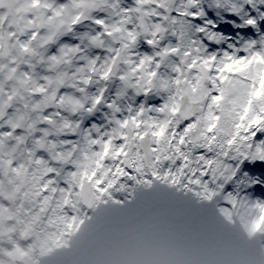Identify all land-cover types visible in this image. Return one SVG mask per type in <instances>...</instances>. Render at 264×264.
Wrapping results in <instances>:
<instances>
[{"label":"clouds","instance_id":"1","mask_svg":"<svg viewBox=\"0 0 264 264\" xmlns=\"http://www.w3.org/2000/svg\"><path fill=\"white\" fill-rule=\"evenodd\" d=\"M49 2V9L35 11H44L62 26L51 41L41 40L48 32L37 26L40 35L32 42L31 67L21 69L29 76L15 84L25 97L18 106L22 121H18L19 130L5 138V146L14 153L11 158L20 172L3 176L6 198L18 193L20 203L41 216L48 208H58L67 217L93 215L72 173L88 190L92 185L85 174L95 172V179L103 180L100 187L112 182L110 195L124 200L136 187L129 175L151 179V171L171 172L179 183L164 190L176 200L216 216L221 209L232 213L236 222L229 225L226 259L235 264H264V225L248 235L237 215L244 212L240 201L250 208L256 201L264 202V184L257 190L240 182L244 168L243 156L238 155V151L247 152L256 137L264 139V130L240 129L235 143L228 145L238 121L226 119V114L242 110L245 101L240 94H225L214 102L213 97L220 95L219 82L214 66L204 64L209 56L224 51L235 57L248 55L228 50L227 43L239 49L245 40H254L259 49L264 38V3L238 0L244 21L254 19L255 26L247 36L237 33L224 47H212L206 33L198 30L204 18L197 24L187 15L198 10L189 0ZM200 2L206 11L221 16L227 11L210 9L209 0ZM18 6L6 0L0 16L13 18L10 7ZM261 108L264 105H256L257 115H264ZM213 116L220 120L208 132ZM161 129L162 136H155ZM16 136L22 139L17 141ZM245 136L247 140L242 139ZM117 150L121 151L118 156ZM137 167L149 174L142 176L134 170ZM201 169L207 174L202 175ZM121 184L126 186L123 191ZM254 216L253 212L249 219Z\"/></svg>","mask_w":264,"mask_h":264},{"label":"snow or ice","instance_id":"2","mask_svg":"<svg viewBox=\"0 0 264 264\" xmlns=\"http://www.w3.org/2000/svg\"><path fill=\"white\" fill-rule=\"evenodd\" d=\"M7 2L19 6L10 7L13 18L5 20L0 16V264H235L225 258L230 242L229 225L236 222L232 213L221 209L216 216L208 209L193 208L176 200L164 190L165 187L175 188L179 183L171 172L151 171V179L129 175L128 179L133 180L136 187L124 200L110 195L112 182L100 187L103 180L95 179V172L85 174L92 185L88 190H84L83 180L72 173L84 205L92 210L93 215L67 217L59 214L58 208H48L41 216L20 203L18 193L9 194L6 198L3 176L5 173L10 177L16 176L20 172L16 161L11 158L14 153H9L5 146V138L11 136L13 130H19L18 121H22L18 106L25 97L15 84L23 83L29 76L26 69L23 72L21 69L25 65L31 67L30 56L35 53L32 42L40 35L37 26L48 32V35L40 37L42 41L53 40L62 26L44 11H35L49 9V0ZM243 2L254 4V0ZM5 3L6 0H0V9ZM189 3L198 10L187 15L197 24L204 18L198 30L206 33L212 47H224L225 42L237 33L247 36L256 24L254 19L244 21L238 0H209L210 9L227 10L223 16L219 12L206 11L200 0H189ZM55 15L59 16V13ZM96 23L102 21L97 20ZM226 46L228 50L248 55L235 57L224 51L220 56H209L204 64L214 66L215 80L219 82L220 95L213 97L214 102L220 101L225 94H240L245 101L242 110L226 114V119L238 121L233 125L236 134L227 141L232 145L240 129L250 132L255 126L264 130V115L256 114V105H264V38L259 42V49L254 40H245L239 49L232 43ZM261 111L264 112V108ZM6 116L7 124L4 122ZM219 120L220 117L213 116L207 131L216 129ZM162 134L163 129L154 133L157 137ZM21 139L16 136L17 141ZM242 139L247 140L248 137ZM184 142V137H181L180 143ZM108 147L105 145V154ZM247 148V152L238 151V155L243 156L241 163L244 168V179L240 182L255 185L259 190L264 184V139L256 137V141L248 144ZM120 154L121 151L117 150L116 155ZM217 167H220L219 163ZM134 170L141 172L139 167ZM117 171L124 175L119 168ZM148 174L141 172L142 176ZM201 174L207 173L201 169ZM125 187L121 184L120 190H125ZM106 195L107 199L104 198ZM202 198L210 199L207 196ZM228 199L235 203L231 196ZM68 203V199L63 200L64 205ZM239 204L244 209V212L237 213L240 222L247 234L253 235L264 225V202L256 201L251 208L244 201ZM253 212L254 219H249Z\"/></svg>","mask_w":264,"mask_h":264}]
</instances>
